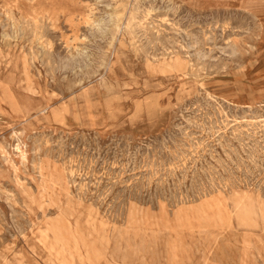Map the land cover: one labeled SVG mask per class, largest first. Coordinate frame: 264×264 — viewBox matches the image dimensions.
Masks as SVG:
<instances>
[{"label": "rangeland", "instance_id": "374dc122", "mask_svg": "<svg viewBox=\"0 0 264 264\" xmlns=\"http://www.w3.org/2000/svg\"><path fill=\"white\" fill-rule=\"evenodd\" d=\"M0 143V264H264V0H0Z\"/></svg>", "mask_w": 264, "mask_h": 264}, {"label": "bare ground", "instance_id": "6f19581e", "mask_svg": "<svg viewBox=\"0 0 264 264\" xmlns=\"http://www.w3.org/2000/svg\"><path fill=\"white\" fill-rule=\"evenodd\" d=\"M179 9V8H178ZM161 12V11H160ZM157 14V13H156ZM158 24V23H157ZM156 25V24H155ZM106 26V25H105ZM245 29V28H244ZM201 30V29H200ZM34 32V31H33ZM155 33V32H154ZM141 34V33H140ZM185 34V33H184ZM29 37V36H28ZM209 37V35H208ZM146 39V37H145ZM165 39V38H164ZM175 39V38H174ZM160 43V42H159ZM233 47V46H232ZM180 48V47H179ZM217 48V47H216ZM32 49V48H31ZM170 51V50H169ZM53 53V52H52ZM210 54V53H209ZM142 57V56H141ZM185 57V56H184ZM85 59V58H84ZM73 61V60H72ZM71 61V62H72ZM54 63V62H53ZM62 63V62H61ZM77 63V62H76ZM82 63V62H81ZM44 64V63H43ZM73 66V65H72ZM58 68V67H57ZM199 68V67H198ZM63 70V69H62ZM72 79V78H71ZM19 97V96H18ZM200 109V108H199ZM24 118V117H23ZM203 119V118H202ZM228 120V119H227ZM217 121V120H216ZM259 121V120H258ZM250 124V123H249ZM198 125V124H197ZM223 126V125H222ZM225 126V125H224ZM258 128V127H257ZM12 131V130H11ZM210 132V131H209ZM11 133V132H10ZM217 136V135H216ZM13 137V136H12ZM19 134H17L16 132H14V138L16 143L14 144V147L16 149V151L19 154L20 159L23 161L25 159V151L23 149H21L20 144L21 141L19 139ZM242 137V136H241ZM4 140V139H3ZM194 143V142H193ZM1 144V143H0ZM247 144V143H246ZM247 146V145H246ZM170 148V147H169ZM6 149V148H5ZM188 150V149H187ZM254 150V149H253ZM6 152V151H5ZM54 154V153H53ZM171 154V153H170ZM3 157V156H2ZM78 157V156H77ZM177 157V156H176ZM189 159V158H188ZM252 160V159H251ZM84 163V162H83ZM76 164V163H75ZM185 167V166H184ZM39 169V168H38ZM244 169V168H242ZM151 172V171H150ZM192 176V175H191ZM254 177V176H253ZM162 178V177H161ZM236 181V180H235ZM237 182V181H236ZM101 183V182H100ZM202 184V183H201ZM127 185V184H126ZM179 185V184H178ZM206 185V184H205ZM232 185V184H231ZM225 186V185H224ZM95 187V186H94ZM229 187V186H228ZM193 189V188H192ZM197 190V189H196ZM109 193V192H108ZM175 193V192H174ZM228 200V199H227ZM114 201V200H113ZM7 205V204H6ZM125 205V204H124ZM203 205V204H202ZM217 206V205H216ZM72 207V206H71ZM203 208V207H202ZM225 209V208H224ZM199 210V208H198ZM227 211V210H226ZM250 209H246L244 211H239L238 215H240V218L243 222H247L250 219ZM188 213V212H187ZM189 214V213H188ZM191 216V215H190ZM193 216V215H192ZM209 216V215H208ZM168 218V217H167ZM183 218V217H182ZM227 219V218H226ZM222 220V219H221ZM100 221V220H99ZM187 221V220H186ZM210 221V220H209ZM202 227V226H201ZM205 227V226H204ZM60 228V227H59ZM154 233V232H153ZM203 233V232H202ZM124 243V242H123ZM77 244V243H76ZM98 253V252H97ZM93 254V253H92ZM97 255V254H96ZM153 255V254H152ZM173 256V255H172Z\"/></svg>", "mask_w": 264, "mask_h": 264}]
</instances>
